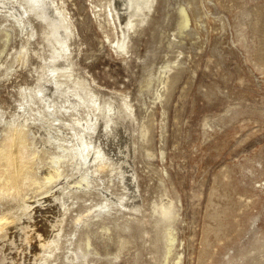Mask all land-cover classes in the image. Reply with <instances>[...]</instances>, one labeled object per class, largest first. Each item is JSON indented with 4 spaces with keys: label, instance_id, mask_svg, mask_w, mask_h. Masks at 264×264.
Segmentation results:
<instances>
[{
    "label": "rangeland",
    "instance_id": "374dc122",
    "mask_svg": "<svg viewBox=\"0 0 264 264\" xmlns=\"http://www.w3.org/2000/svg\"><path fill=\"white\" fill-rule=\"evenodd\" d=\"M56 1L74 23V74L86 84L80 92L91 89L105 107L111 101L122 109L109 128L101 118L94 134L109 165L66 204L61 197L80 173L0 197V217L55 238L51 229L61 225L59 247L41 252L44 264H264V0H155L125 30V50L116 47L124 21L115 16L114 28L105 19L110 0ZM127 1L111 0L113 12L127 16ZM0 8L3 143L5 121L21 113L22 87L37 84L50 51L41 18L30 16L31 36V27L6 20ZM23 43L27 59L19 58ZM48 88L49 102L77 100ZM34 125L29 140L44 139L45 127ZM47 162L33 160L37 176ZM11 227L0 232V264H28L38 240L19 251V228Z\"/></svg>",
    "mask_w": 264,
    "mask_h": 264
},
{
    "label": "bare ground",
    "instance_id": "6f19581e",
    "mask_svg": "<svg viewBox=\"0 0 264 264\" xmlns=\"http://www.w3.org/2000/svg\"><path fill=\"white\" fill-rule=\"evenodd\" d=\"M12 2H15L13 3L14 5L9 4ZM109 2L110 7L107 10V14H105L107 15L105 19L110 24H113L114 28L118 27L115 16L120 21H124L122 22L124 23L122 28L124 39H118L116 47L125 50L128 47L125 30L134 29L138 25V18L140 16H143L140 19L145 18V9L150 10L155 0H128L125 8L127 16L124 18L120 8L115 7L114 13L111 7V0ZM0 6L5 7V17L13 18L15 25L17 24L23 28L31 27V29H28L31 31V36H35L37 30L33 29L32 22L29 19L30 16L34 14L41 18L45 22L44 29H42L43 37L46 39L49 46L48 50L50 51L49 56L47 55L44 58V64L41 65L37 84L32 87L24 86L21 89L23 96L20 100L21 113L19 112L15 114V118L5 121L8 125L5 127L3 143L1 142L2 145L0 146V197L3 198L12 193L21 197L24 196L26 187L34 186L41 189L48 182L50 183L62 177L70 178L71 175L80 173L79 178L75 180L76 185L73 188L67 187L66 194L61 197L62 203L66 204L68 198L73 196L74 198L75 196L79 198L81 192L91 190L94 174L101 172L106 167L109 157H107L101 145L97 143L94 134L101 118L105 119L106 127L109 128L111 122L116 121L117 113L119 115L122 113V109L120 107L118 109V106L111 101L105 107L99 101L98 95L91 89L85 93L80 92V88H84L86 84L84 80L74 74L76 62L73 56L71 40L76 36V31L64 4L58 6L56 0H0ZM98 11L100 10H97L96 14L102 15ZM6 20H8L7 17ZM101 23L100 25H102ZM108 26L110 27V25ZM21 30L23 31L24 29ZM22 45L24 55L21 53L22 55L19 58L24 57L27 59L29 48L27 43ZM62 61L64 63H61ZM11 67L12 64L7 68ZM49 84H54L56 88L61 87L64 92L67 91L68 94L75 95L77 100L71 101L67 98L60 105L49 102ZM40 102L43 104H40ZM124 103L126 108L130 110L129 115L132 116L131 104L127 101ZM34 123H38L39 128L45 127L47 136L42 135L38 131L44 139L29 140L28 133L35 131ZM67 129H71L73 132L68 135ZM52 132L53 135L51 134ZM51 145H54L58 151L50 153L47 147ZM45 154L47 156H44ZM38 157L43 159V161L48 160V167L41 177L35 174L37 169L34 170L32 165L33 160ZM66 166L71 167L70 169L73 172L70 174L66 172ZM70 185L68 184L67 186ZM168 205L169 201H166L162 207L167 208ZM31 207L32 203H26V209H31ZM106 207L107 205L103 204L100 209L103 210ZM2 216L0 217V232L5 228L9 231L10 226L14 230L19 228V251H25L33 239L38 240L37 244L40 251L33 253L28 258V264H44L48 258L42 256L41 252L52 246L59 247L61 225H55V229L53 227L51 229V231L56 230L58 232L59 238H55L52 235L43 236L45 234L38 229L37 225L19 222L17 224L7 219L9 223L5 220L7 215L4 216L3 214ZM84 216L83 213L78 214L76 222L81 223ZM74 254L76 257L78 256V252ZM24 261H22V258H13L10 263L25 264Z\"/></svg>",
    "mask_w": 264,
    "mask_h": 264
}]
</instances>
